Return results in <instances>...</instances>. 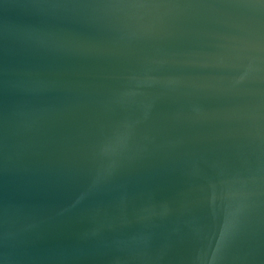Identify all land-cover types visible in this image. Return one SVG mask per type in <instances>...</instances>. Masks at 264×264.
Here are the masks:
<instances>
[{"label":"water","instance_id":"1","mask_svg":"<svg viewBox=\"0 0 264 264\" xmlns=\"http://www.w3.org/2000/svg\"><path fill=\"white\" fill-rule=\"evenodd\" d=\"M0 264H264V0H0Z\"/></svg>","mask_w":264,"mask_h":264}]
</instances>
